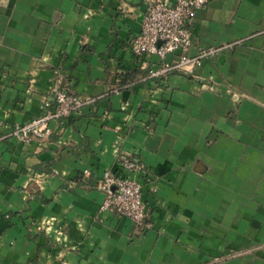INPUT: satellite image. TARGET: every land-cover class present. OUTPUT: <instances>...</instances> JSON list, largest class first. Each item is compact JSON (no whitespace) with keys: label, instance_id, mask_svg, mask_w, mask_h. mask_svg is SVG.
I'll return each mask as SVG.
<instances>
[{"label":"crops","instance_id":"1","mask_svg":"<svg viewBox=\"0 0 264 264\" xmlns=\"http://www.w3.org/2000/svg\"><path fill=\"white\" fill-rule=\"evenodd\" d=\"M145 8L0 0V264H264V0H209L187 53L220 51L161 79L130 48ZM56 70L94 102L21 143ZM122 155L144 171L140 229L100 208Z\"/></svg>","mask_w":264,"mask_h":264},{"label":"built area","instance_id":"2","mask_svg":"<svg viewBox=\"0 0 264 264\" xmlns=\"http://www.w3.org/2000/svg\"><path fill=\"white\" fill-rule=\"evenodd\" d=\"M209 0H146L139 33L130 41L131 52L142 60L157 59L147 69L146 78L161 79L176 71L192 74L203 60L214 57L218 46L198 47L194 55L188 50L196 45L191 36V25L198 10L205 8ZM172 56L171 59H168ZM52 92L54 102H47L38 116L25 124L16 125L12 137L21 143L43 138L51 132L52 121L66 118L85 105L94 102L71 91L61 70H56ZM123 174L103 171L98 184L104 198L101 209L110 210L116 216L129 218L139 229L149 226L147 208L143 199L140 175L144 172L140 163L127 155L119 158ZM86 175L91 171L86 170Z\"/></svg>","mask_w":264,"mask_h":264}]
</instances>
